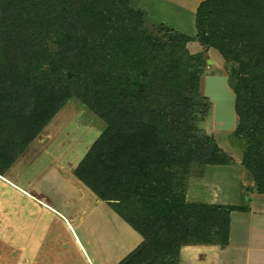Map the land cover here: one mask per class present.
<instances>
[{
  "label": "trees",
  "instance_id": "1",
  "mask_svg": "<svg viewBox=\"0 0 264 264\" xmlns=\"http://www.w3.org/2000/svg\"><path fill=\"white\" fill-rule=\"evenodd\" d=\"M134 1L0 0V173L78 99L107 128L75 175L144 239L119 264H179L184 244L227 246L248 210L187 203L194 166L232 164L197 126L207 60L192 41L225 60L231 142L264 195V0L203 1L195 38Z\"/></svg>",
  "mask_w": 264,
  "mask_h": 264
},
{
  "label": "crops",
  "instance_id": "2",
  "mask_svg": "<svg viewBox=\"0 0 264 264\" xmlns=\"http://www.w3.org/2000/svg\"><path fill=\"white\" fill-rule=\"evenodd\" d=\"M139 1L146 3V0ZM174 1L175 3L169 4L177 6L174 4L182 0ZM203 1L205 0H190L187 5L195 20L197 9ZM167 7L170 5L163 7L164 10ZM142 9L149 15L150 8L144 5ZM156 23L180 31L166 20H157ZM196 35L189 37L195 38ZM193 42L188 44L191 54L202 53L203 47L199 52L193 53L190 50ZM84 132L71 141L68 138V142L64 135L60 139L48 141L40 134L5 173H0L1 254L9 253L11 247L17 255L28 258L29 263L48 264L52 260V264H66V257L71 256L68 246L72 244L69 242L72 240L75 253L81 256L85 264H119L142 244L143 237L76 177V169L103 134L102 131L96 138L90 133L88 138L87 132L91 130ZM37 141L41 146H34ZM50 151V157H40L44 152ZM40 158H43L41 165L38 164ZM34 162V171L33 168H28L30 175L22 176L23 168L30 167ZM43 163L44 167L40 170ZM241 166V163L237 167L233 162L226 166L235 168L240 177L245 176L244 179H248L249 183V204L246 206L248 210L231 212L229 244H184L180 251L179 264H264V195L254 192V178L252 175L248 176ZM221 168L222 166L192 168L187 203L239 206L227 204L225 200L219 201L218 192L221 189L216 181L224 172ZM203 188L209 190L206 199H198L200 195L196 198L195 193L192 195L193 189L200 193ZM62 233L68 238L63 240ZM105 233L112 242L102 245L99 236ZM74 256L76 255L71 257Z\"/></svg>",
  "mask_w": 264,
  "mask_h": 264
},
{
  "label": "rangeland",
  "instance_id": "3",
  "mask_svg": "<svg viewBox=\"0 0 264 264\" xmlns=\"http://www.w3.org/2000/svg\"><path fill=\"white\" fill-rule=\"evenodd\" d=\"M169 2L175 3L174 0H146V3L144 2L143 4L141 1H138V3L134 1V6L142 8V6L146 5L147 8H150V13L148 15L150 26H160V24L156 23V21L166 20L171 24L172 27L176 26L179 28V32L187 36H195L197 33L195 17L192 15L189 6H187L190 3V0L178 1L179 3L177 4L173 3L177 6H171L172 3L169 4ZM169 5L170 7H167V9L164 10L163 7ZM180 15L181 17H178ZM201 48V44L194 41L193 44H191L190 50L194 53L199 52ZM202 53L207 60V67L205 75L201 78L200 94L202 98H207L209 102L207 106V114H200L198 116L197 126L202 129L207 136L214 137L222 152L238 167L239 163L242 165L243 152L240 150V148L234 146V144L231 142V136L238 127L239 119L235 111V94L228 82L227 67L225 64H223L225 63V60L221 54L214 49L211 51L210 49H204ZM206 103L207 102L205 101L203 102V110L204 104ZM106 128L107 125L105 122H103L99 117H97L93 112L85 107L78 99L73 98L58 113L48 128L42 131L41 135H43L48 141L60 139L59 137L64 135L67 136L66 138L68 142V138H70L71 141L72 138L78 137L80 134L83 135L85 133L84 130L87 129L91 130V132H87L88 138H90V133L94 135H92V137L97 138L98 134H100L102 131L104 132ZM89 142H92V140H89ZM39 144V141H37L34 146L37 147ZM65 147H67V145H65ZM51 153V151L47 153L44 152L40 157H50L48 154ZM42 162L43 158H40L38 160V164L41 165ZM35 164L36 162L31 164L30 167H24L22 176H28V168H33ZM43 167L44 163L40 170H42ZM241 167L244 166L242 165ZM221 169H223L224 172L218 176L216 181V185H218V188L221 189L220 192H218L219 201L223 202L225 200V203L227 204L231 203L233 205L247 206L249 204L248 179L245 180V176H243V178L240 177L239 173L233 167L222 166ZM243 170L246 171L248 176L252 177L251 173L245 169V167ZM32 171H34V168ZM190 176L187 182V189L190 182ZM213 188L214 187H211V189ZM203 189L204 190H202L200 193H196L197 190L193 189V191H191L193 192L192 195L195 193V195L197 194L196 198H198V195H200L198 199H206L209 190L207 188ZM203 191L205 192L203 193ZM68 235L69 238H71L70 234ZM61 238L65 240L68 238V236L62 233ZM99 241H101L102 245H104L105 242H112L109 235L106 233L99 236ZM69 242L72 244L68 246V251L71 252V256L73 254L76 256H74V258L71 256L66 257L68 260H66L65 263L81 264V262H83V264H85L81 256L75 253L76 248L75 245H73L72 240ZM29 262L30 261L28 258L17 255L14 248L10 247L9 253L7 254H1L0 252V264H34ZM48 264H52V260L49 261Z\"/></svg>",
  "mask_w": 264,
  "mask_h": 264
},
{
  "label": "water",
  "instance_id": "4",
  "mask_svg": "<svg viewBox=\"0 0 264 264\" xmlns=\"http://www.w3.org/2000/svg\"><path fill=\"white\" fill-rule=\"evenodd\" d=\"M69 77H71V73H69Z\"/></svg>",
  "mask_w": 264,
  "mask_h": 264
}]
</instances>
